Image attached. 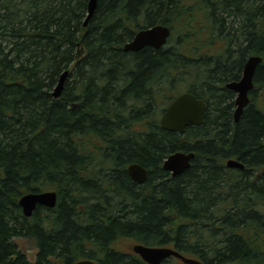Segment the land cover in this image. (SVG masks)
Returning a JSON list of instances; mask_svg holds the SVG:
<instances>
[{"label": "trees", "instance_id": "1", "mask_svg": "<svg viewBox=\"0 0 264 264\" xmlns=\"http://www.w3.org/2000/svg\"><path fill=\"white\" fill-rule=\"evenodd\" d=\"M88 2L0 0V264H140L116 247L123 239L207 264H264V174L252 171L264 166V0H98L84 25ZM157 23L172 29L167 44L124 49ZM251 54L263 57L260 100L236 122L219 84ZM181 84L217 93L205 123L184 133L160 122ZM177 150L197 155L173 176L163 162ZM230 157L249 169L238 175ZM133 162L149 169L144 183ZM47 189L57 205L26 216L20 197Z\"/></svg>", "mask_w": 264, "mask_h": 264}, {"label": "water", "instance_id": "2", "mask_svg": "<svg viewBox=\"0 0 264 264\" xmlns=\"http://www.w3.org/2000/svg\"><path fill=\"white\" fill-rule=\"evenodd\" d=\"M96 7L97 0H89L88 15L84 22L85 25H87L89 19L93 16ZM171 32V28L166 24H156L141 28L134 35L133 39L126 44V49L140 50L145 46L160 48L167 43ZM262 59L261 55H250L244 64L241 78L237 81L229 83V86L239 93L236 100L237 106L234 112L236 121H239L245 107L249 104V91L254 87L256 69L262 62ZM68 73L69 70H66L62 74L60 82L54 91L55 97L61 96ZM206 108L204 100L198 98L194 93L187 91L178 95L169 104L163 113L161 123L167 130L183 133L188 125L200 124L204 121ZM194 157V150H178L169 154L164 161L163 167L165 170L171 171L173 175H177L184 172L191 166V161ZM227 164L232 167H244V163L241 160L234 158H230L227 161ZM127 169L132 179L139 183H144L148 179V171L141 163H130ZM19 203L22 207L23 213L26 216H31L38 205L54 208L58 203V193L56 190L29 191L20 197ZM133 249L151 264H159L171 255H177L187 263L205 264L197 258L186 257L176 249L170 247L149 246L143 243H137L134 245ZM54 264L69 263L57 261ZM71 264H96V262L87 258L78 260Z\"/></svg>", "mask_w": 264, "mask_h": 264}, {"label": "flooded vegetation", "instance_id": "3", "mask_svg": "<svg viewBox=\"0 0 264 264\" xmlns=\"http://www.w3.org/2000/svg\"><path fill=\"white\" fill-rule=\"evenodd\" d=\"M242 72V71H241ZM241 74V73H240ZM240 77L241 76H239V77H237V78H234V79H232V80H230V81H233V80H237V79H240ZM211 82H210V84H213L212 83V79L210 80ZM214 82V81H213ZM229 81H226V82H224V83H220L219 84V86H220V88L222 89V88H226V89H228V90H230L231 91V100H232V103H233V109L235 108V106H236V98H237V92L234 90V89H231V88H229L228 86H227V83H228ZM259 88L256 86V88L255 89H253L251 92H250V97H251V101H250V103L251 102H253V101H255V99L257 98V97H259L258 96V92H255V90L257 91ZM223 90V89H222ZM214 92L212 91L210 94H208V96H207V98L205 99V101H206V103H207V109H206V114H205V118H206V116L208 115V111H209V109H210V107H211V103L213 102L212 101V99L217 95V93L216 94H213ZM250 103L248 104V106L250 105ZM254 103V102H253ZM225 166L227 167V165L225 164ZM228 168V167H227ZM245 169H249V168H247V166H245V168H242V169H238V168H236V170H237V174L238 175H240V173H242L243 174V172L242 171H244ZM252 171H253V174H254V178H253V181H255L256 179L258 180L263 174H264V172L262 171V170H260V168H256V167H252ZM240 172V173H239ZM227 175H229V173H226ZM251 198H253V196H251ZM231 206V205H230ZM232 207H228V208H226V210L228 211V210H230ZM256 211H258V209H255ZM260 211V210H259ZM261 212V211H260ZM258 229H260V228H258ZM125 252V251H124ZM125 253H127V254H130L131 256H134V257H136V259L140 262V264H150V263H148V262H146V261H144L141 257H139L138 255H135L133 252H132V250L130 249V250H128L127 249V252H125ZM162 264H187V263H184L182 260H180L178 257H176V256H172L171 258H169V259H166Z\"/></svg>", "mask_w": 264, "mask_h": 264}, {"label": "rangeland", "instance_id": "4", "mask_svg": "<svg viewBox=\"0 0 264 264\" xmlns=\"http://www.w3.org/2000/svg\"><path fill=\"white\" fill-rule=\"evenodd\" d=\"M185 81L182 84H185ZM182 84L177 89H181L182 87H184V85H182ZM181 90H184V89H181ZM257 91H258V96H260L261 90L258 89ZM259 100H260L259 97H257L255 101L259 102ZM258 230L260 231L261 229H258ZM259 231H257V232H259ZM129 241L130 240L123 239L122 241H119L116 243L117 244L116 247L127 252V249L129 250V248H128L129 247L128 246ZM16 242L19 244L20 249L24 253H26V255L28 256V258L30 260L36 259L37 248L28 239H26L24 237H18V239H16Z\"/></svg>", "mask_w": 264, "mask_h": 264}, {"label": "bare ground", "instance_id": "5", "mask_svg": "<svg viewBox=\"0 0 264 264\" xmlns=\"http://www.w3.org/2000/svg\"><path fill=\"white\" fill-rule=\"evenodd\" d=\"M97 1H98V0H97ZM132 39H133V38H132ZM132 39H131V40H132ZM131 40H130V41H131ZM130 41H128V42H130ZM128 42H127V43H128ZM127 43H126V44H127ZM126 44H125V46H124V49H125L126 51H129V50L126 49ZM65 71H66V70H65ZM65 71H63V73H64ZM63 73H62V74H63ZM62 74H61V76H62ZM68 75H69V73H68ZM61 76H60V78H59V82H60ZM67 78H68V76L66 77V79H67ZM66 79H65V82H66ZM59 82H58V84H59ZM65 82H64V84H65ZM58 84H57V85H58ZM57 85H56V87H57ZM56 87H55V88H56ZM54 91H55V89H54ZM53 94H54V93H53ZM245 108H246V107H245ZM177 132H178V131H177ZM180 133H182V132H180ZM133 163H134V162H133ZM145 168H146L147 171H148V178H149V169H148L147 167H145ZM172 175H173V173H172ZM173 176H175V175H173ZM131 178H132V177H131ZM147 180H148V179H147ZM147 180H146V181H147Z\"/></svg>", "mask_w": 264, "mask_h": 264}]
</instances>
